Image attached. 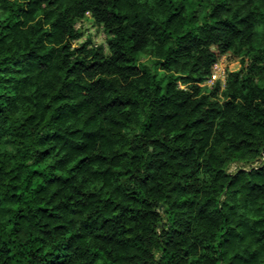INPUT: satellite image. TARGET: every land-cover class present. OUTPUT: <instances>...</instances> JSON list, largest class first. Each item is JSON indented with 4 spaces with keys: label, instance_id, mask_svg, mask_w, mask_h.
<instances>
[{
    "label": "trees",
    "instance_id": "16d2710c",
    "mask_svg": "<svg viewBox=\"0 0 264 264\" xmlns=\"http://www.w3.org/2000/svg\"><path fill=\"white\" fill-rule=\"evenodd\" d=\"M0 264H264V0H0Z\"/></svg>",
    "mask_w": 264,
    "mask_h": 264
},
{
    "label": "rangeland",
    "instance_id": "374dc122",
    "mask_svg": "<svg viewBox=\"0 0 264 264\" xmlns=\"http://www.w3.org/2000/svg\"><path fill=\"white\" fill-rule=\"evenodd\" d=\"M75 28L83 34V37L79 41L74 43L75 46H78L85 41H90L93 46L106 47V34L104 33L103 28L95 25L88 14L85 16V18L76 23ZM140 61L147 65H150L149 58L145 56H141ZM219 64V69L225 71L226 73L233 72L239 69V63L229 58L228 55L221 58ZM257 164H259V161L254 164L231 165L228 168V172H233L236 168H249L252 166H256Z\"/></svg>",
    "mask_w": 264,
    "mask_h": 264
},
{
    "label": "built area",
    "instance_id": "2783aa9c",
    "mask_svg": "<svg viewBox=\"0 0 264 264\" xmlns=\"http://www.w3.org/2000/svg\"><path fill=\"white\" fill-rule=\"evenodd\" d=\"M225 56H222L221 58H223ZM221 58L217 61V63L214 64L213 66V70H212V74H211V77L210 79L205 83L206 86H211L213 85L216 81H221L222 83V86L224 84V81H225V77H226V72L223 71V70H220V60ZM203 86V85H202Z\"/></svg>",
    "mask_w": 264,
    "mask_h": 264
}]
</instances>
